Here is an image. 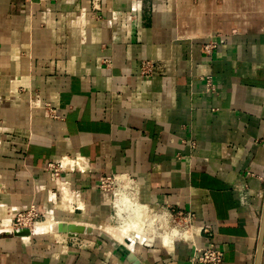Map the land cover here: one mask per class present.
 <instances>
[{
  "label": "crops",
  "instance_id": "crops-1",
  "mask_svg": "<svg viewBox=\"0 0 264 264\" xmlns=\"http://www.w3.org/2000/svg\"><path fill=\"white\" fill-rule=\"evenodd\" d=\"M93 1L0 0V228L31 204L51 219L27 235L0 232V264H132L99 235L49 228H106L115 213L98 183L109 173L133 177L135 199L162 209L160 220L168 208L193 213L187 238L156 237L155 228H141L142 205L121 189L114 228L129 223L121 242L130 248L136 242L125 240L137 228L144 233L135 253L141 264H199L195 247L211 241L222 264H256L264 0H98L97 10ZM210 40L217 46L207 55ZM143 59L155 63L150 76L140 72ZM206 74L216 93L205 92ZM47 102L58 118L42 109ZM76 153L85 172L63 171L52 182L48 162Z\"/></svg>",
  "mask_w": 264,
  "mask_h": 264
},
{
  "label": "built area",
  "instance_id": "built-area-1",
  "mask_svg": "<svg viewBox=\"0 0 264 264\" xmlns=\"http://www.w3.org/2000/svg\"><path fill=\"white\" fill-rule=\"evenodd\" d=\"M39 2H47L50 0H38ZM98 0H95L91 2L92 8L94 10L99 9L98 7ZM217 42L215 40H210L209 42H206L203 45V50L207 55H211L214 48H216ZM155 70V63L153 60L150 59H143L140 64V72L145 76H150L154 73ZM204 84H205V92L207 93H216L217 88L214 82V78L212 74H206L203 76ZM42 109L49 115L50 117L58 118L60 115L58 114L55 107H53L50 103H45L42 106ZM64 159H71V163L67 165V162H64ZM57 164V166H55ZM85 157H83L81 154L76 153L74 156L69 157L67 155L59 156L58 158H54L50 160L47 164V166H50L52 170L54 171L52 174L59 176L60 172L62 171H70V170H79L81 172H85ZM49 167V168H50ZM118 176H122L123 179L126 181V184L118 178ZM58 180V179H57ZM55 180L57 183L58 181ZM122 183H121V182ZM112 184H115L120 187L124 191V193L131 197V199L138 202V200L135 199V192H136V181L133 177L127 175V174H102L99 178L98 186L101 190L111 192L113 190ZM58 185V184H57ZM113 192V201L112 206L114 208V213L117 214L118 210V202L119 200V194L117 192ZM111 192V193H112ZM139 203V202H138ZM142 205L141 203H139ZM74 205V206H73ZM74 209H80L81 206L78 204L73 203L72 204ZM131 210H126L124 212V217L127 215H131ZM167 214L168 219L174 218L173 215L177 214L179 216H182L184 218L185 231L189 232V228L193 225V213L190 211H182V210H176L173 208H168L167 211H165ZM17 215V216H16ZM13 219L9 221V229L3 227L0 228V232L4 233H16L17 229L23 230V229H32L31 227H35L36 222L42 217L45 216L44 212L39 211L38 208L34 204H31L29 207H25L21 211H19L16 214ZM15 219V221H14ZM122 219V218H120ZM199 231H204L208 233L210 229L208 226H202ZM187 238V237H185ZM146 242V240H145ZM193 262H197L199 264H222L223 263V251L221 248L217 246V244L213 241L209 242L207 245L204 246H196L194 255L192 258Z\"/></svg>",
  "mask_w": 264,
  "mask_h": 264
},
{
  "label": "rangeland",
  "instance_id": "rangeland-1",
  "mask_svg": "<svg viewBox=\"0 0 264 264\" xmlns=\"http://www.w3.org/2000/svg\"><path fill=\"white\" fill-rule=\"evenodd\" d=\"M69 156V155H68ZM69 157H72V156H69ZM55 166H57V164L55 165ZM50 166H47V170H48V172H49V174H50V180L53 182H55V180H57V179H59V177L61 176V173H62V171L60 172V174H59V176H57V175H53L52 173L54 172L53 170H52V168L50 167ZM114 187V188H113ZM112 188H113V190L112 191H114V192H117V190L120 188L119 186H117V185H115V184H112ZM116 190V191H115ZM111 191V192H112ZM111 192H109L110 194H111V200L113 201V197H114V195H113V192L111 193ZM120 197V196H119ZM120 201L118 202L119 204H124V198L123 197H120V199H119ZM35 205V204H34ZM36 208H38V206L36 205ZM23 208H19V209H17V212L12 216V217H10L9 219H6L5 220V222H4V227L5 228H8V230H10L9 229V227H10V225L9 224H7V223H9V220L10 219H13V217L19 212V211H21ZM112 209H113V214H114V208H113V206H112ZM39 211H41L40 209H38ZM43 212V211H42ZM141 212H142V215H141V225H142V227L141 228H143V227H145L146 226V224H148L145 228H146V230L148 231V233H152V231H153V229L155 228V230H154V236H164L165 235V233L166 232H171V234L173 233V234H176V235H172L171 237L173 238V236H177V237H182V235H183V231H185V229H187V227H185V223H184V218L182 217V216H179V215H177V214H174L173 215V217L174 218H171V219H167L166 220V218H162L161 220L160 219H158L157 218V216L155 215L154 216V214L155 213H162V212H164L162 209L160 210V209H153V210H150L149 208H145L144 209V207H143V205H142V208H141V211H139V213L141 214ZM45 214V213H44ZM144 215H146V216H144ZM17 216V215H16ZM15 216V217H16ZM52 216V215H51ZM49 218H50V216H49ZM49 218H47L46 216H44V217H42V218H40L39 220H38V222H36V224H35V227L37 226V225H40L41 223H44V222H48L49 220H51V219H49ZM145 220H144V219ZM55 220H56V218H55ZM148 220V221H147ZM150 220V221H149ZM153 220V221H152ZM14 221H15V219H14ZM121 224V219H120V217H118L117 216V214H114V217H113V220H112V222L110 223V224H108V226L105 228V229H107V230H112L113 228H114V226H118V225H120ZM1 226V225H0ZM2 226V227H3ZM35 227H31V228H35ZM152 227V228H151ZM157 228V229H156ZM152 230V231H151ZM190 230H191V227L189 228V232H190ZM35 231H37L36 230V228H35ZM30 233H33V232H30ZM48 233H50V234H55L56 232H48ZM193 233V235H194V231L192 232ZM4 234H7V233H4ZM8 234H10V232L8 233ZM11 234H13V233H11ZM127 243H131L132 242V240H125ZM148 242V241H147Z\"/></svg>",
  "mask_w": 264,
  "mask_h": 264
},
{
  "label": "water",
  "instance_id": "water-1",
  "mask_svg": "<svg viewBox=\"0 0 264 264\" xmlns=\"http://www.w3.org/2000/svg\"><path fill=\"white\" fill-rule=\"evenodd\" d=\"M57 231L58 232H68V233H85V234H95L99 235L105 239H108L112 244L116 247L121 248L125 252L128 253V258L132 262V264H141L140 260L137 258L136 254L134 252H131L129 248L124 244L122 245L120 242L115 240L110 234L107 232H104L103 230H100L94 226L91 225H84V224H79L76 222H65V221H59L57 223ZM30 232L28 229H23L21 232H16V235H25L29 234ZM264 237V218L262 221V227H261V232H260V242H259V247L257 251V260L256 264H260V257H261V252H262V240Z\"/></svg>",
  "mask_w": 264,
  "mask_h": 264
},
{
  "label": "bare ground",
  "instance_id": "bare-ground-1",
  "mask_svg": "<svg viewBox=\"0 0 264 264\" xmlns=\"http://www.w3.org/2000/svg\"><path fill=\"white\" fill-rule=\"evenodd\" d=\"M64 162H67V165L68 164H70L71 163V159H64ZM120 180H121V178H120ZM121 182V181H120ZM122 183V182H121ZM122 185H120V187H121ZM116 191V190H115ZM121 192H122V190H121V188H119L118 190H117V194H121ZM137 210V209H136ZM134 216V215H133ZM158 217V216H157ZM136 218V217H135ZM134 219V218H133ZM167 219H168V217H167ZM166 219V220H167ZM137 220H140V219H137ZM145 220V219H144ZM153 221V220H152ZM130 222V221H129ZM141 222V221H140ZM58 223V222H57ZM57 223L56 222H53V223H51V225L49 226V228L50 229H52V230H57ZM139 222L138 221H134L133 223H131V224H133V227H135V228H137V225H139L138 224ZM8 224V223H7ZM129 224V223H128ZM122 225V226H120V227H115V228H113L111 231L110 230H107V229H102V228H100L99 226H94V225H92V226H94V227H96V228H98V229H100V230H103L104 232H107L108 234H110L115 240H117L118 242H120L122 245H126L127 246V248H129L130 249V251L131 252H134V253H136L138 250H139V248H140V242H138V241H141L142 239H146V237L143 235L144 233H140L139 231H138V228H137V230L135 231L136 232V235H135V237H131V240H132V243H134V242H136L135 244H134V246H133V248H130L126 243H124V242H121V241H123V238H124V236H128V234H129V230H130V227H129V225ZM121 225V224H120ZM35 228H37V227H35ZM35 228H32V229H30V230H28L29 232H36L35 231ZM152 228V227H151ZM107 230V231H106ZM22 230H19V229H17V231L16 232H21ZM152 231V230H151ZM58 232V231H57ZM152 233H153V231H152ZM148 234V233H147ZM25 235H27V234H25ZM150 235H152V234H150ZM188 235H189V232H188ZM187 235V236H188ZM154 236V235H153ZM187 236H183L182 235V237H187ZM153 239V238H152ZM120 240V241H119ZM147 241V240H146Z\"/></svg>",
  "mask_w": 264,
  "mask_h": 264
}]
</instances>
